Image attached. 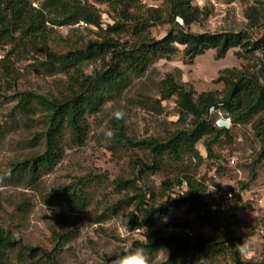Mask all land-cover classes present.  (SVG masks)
Segmentation results:
<instances>
[{"label": "rangeland", "instance_id": "rangeland-1", "mask_svg": "<svg viewBox=\"0 0 264 264\" xmlns=\"http://www.w3.org/2000/svg\"><path fill=\"white\" fill-rule=\"evenodd\" d=\"M96 4L103 10L105 23H112L119 10L108 13V5ZM140 6H167L162 0H137ZM41 7L44 0H33ZM193 4L207 6L212 14L207 20L190 26L193 32L242 31L248 29L245 17L247 6L256 4L264 9V0H193ZM107 10V11H106ZM131 8V12H135ZM50 13H48V16ZM47 48L65 53L84 46L89 40L100 39L96 28L76 25H49ZM172 25L157 24L150 28L152 36H165ZM255 38L262 35L261 26L250 29ZM120 42L132 41L130 32L116 36ZM21 47V45H20ZM22 47L23 59L16 61L14 44H0V230L11 233L16 245L0 255V264H113L125 246L142 247L150 264H169V255L175 248L151 251L144 244L155 238L184 237L188 244L178 264H232L231 254L220 256L205 252L195 253L190 248L201 236L214 234L213 224L197 223L195 208L189 204L172 211L153 227H130L131 213L136 203L126 201L135 197V186L124 188L118 179L134 180L140 188L159 190L161 184L176 175L191 174L207 184L205 198L212 203L217 193L232 192L239 201L240 222L236 226L241 235L238 242L240 258L248 264H264V160L256 166L257 177L251 180V170L258 157L261 143L254 133L253 122L235 123L224 110H213L210 119L218 127L228 125L231 137H222L213 145V156L201 140L194 150L183 153L180 160L165 157L161 169L155 173L145 170L144 164H153L156 157L150 148L138 142L146 139L166 140L178 129L189 128L192 118L181 119L177 98L163 99L164 81L169 74L187 89L220 90L222 83L214 80L225 69L249 70L264 73V50L243 52L232 48L225 58H216L214 49L190 60L180 50L157 59L140 75H134L123 90L107 103L102 111L88 116L89 133L83 145L67 140L65 154L54 167L31 180L29 174L14 175V164L45 150V112L24 114L15 106L18 92H33L50 97L65 89L68 76L64 72L51 73L36 65L47 48L37 44ZM238 52H241L238 54ZM10 56L19 72L15 89H10L1 71L2 61ZM110 60V56L106 57ZM103 64V57L87 62L84 68L91 72ZM126 137L130 138L127 140ZM80 177L88 181L86 201L82 207L71 205L65 198L52 199L51 193L61 185ZM246 184V186H245ZM186 183L177 187L185 190ZM215 189L214 191H209ZM54 230L66 236L56 243ZM191 234H190V233ZM34 248L33 250H30Z\"/></svg>", "mask_w": 264, "mask_h": 264}, {"label": "trees", "instance_id": "trees-1", "mask_svg": "<svg viewBox=\"0 0 264 264\" xmlns=\"http://www.w3.org/2000/svg\"><path fill=\"white\" fill-rule=\"evenodd\" d=\"M162 1L167 6V12L163 6H140L137 0H95L107 4L108 13L120 9L119 16H114L112 23H105L106 12L84 0H44L41 7L34 6L33 0H0V44H14L17 50L16 61L24 57L22 47L40 44L47 48L51 29L49 25L68 26L84 21L89 28H96L101 36L100 39L89 40L84 46L65 53L47 48L44 58L37 60L39 68L44 67L51 73L64 72L68 79L65 89L53 97L28 91L18 92L19 100L15 107L27 115L45 112L47 128L45 150L15 163L11 169L14 175L29 174L34 181L41 173L56 166L64 157L67 140L75 145L86 142L89 133L88 116L102 111L123 90L132 76L142 74L157 59L176 54L180 46H183V53L190 60L209 49L216 51L218 59L225 58L235 47H240L243 52L264 50V9L256 4L247 6L245 11L248 20L246 30L193 32L190 26L209 19L212 10L207 6L193 4V0ZM131 8H135V12H131ZM162 23H170L172 27L165 36L155 38L150 28ZM259 26L263 30L262 35L255 38L250 29ZM127 32L132 34V41L116 40V36ZM107 56H110V60H106ZM100 57H103V64L87 72L84 64ZM1 71L10 76L7 79L9 88L15 89L19 70L10 56L2 61ZM214 82L222 83L223 88L198 93L194 89H187L174 75L167 76L162 98L175 96L181 119L191 117L192 125L178 129L164 141L152 138L138 142L150 148L156 156L153 164H144L145 170L150 173L160 170L165 157L180 160L183 153L194 150L201 140L212 157L214 143L222 137H231L229 126L218 127L209 117L211 110L222 109L235 123H249L260 114L252 124L261 143L251 170V180L256 179V166L264 160V73L225 69ZM126 139L130 140L128 137ZM117 181L124 188L135 186L141 189L137 196L125 202L129 206L137 201V212L131 213L129 221L133 229L153 227L172 211L189 204L195 208L197 223L214 226L213 235L201 236L190 245L193 252H205L213 256L228 253L232 255V264H248L241 260L238 248L242 238L236 229L240 222V203L230 198L229 192L217 193L214 201L209 203L205 198L206 182L191 174L169 178L157 191L140 188L131 179L121 178ZM185 183V190L177 192L176 196L169 194L176 192L175 189ZM87 186V179L80 177L69 184L58 186L50 196L54 201L65 198L69 204L82 207L86 201ZM65 236L64 231L54 230L56 243ZM16 243L9 231L0 230V255ZM171 243L175 244V248L171 250L168 261L169 264H178L188 244L186 238L171 237L167 240L157 237L144 245L156 251ZM49 264L58 263L52 260Z\"/></svg>", "mask_w": 264, "mask_h": 264}, {"label": "clouds", "instance_id": "clouds-1", "mask_svg": "<svg viewBox=\"0 0 264 264\" xmlns=\"http://www.w3.org/2000/svg\"><path fill=\"white\" fill-rule=\"evenodd\" d=\"M214 190L215 189L209 191ZM186 193L187 192L180 195H184ZM113 264H150V261L142 247L125 246L122 253L116 257Z\"/></svg>", "mask_w": 264, "mask_h": 264}, {"label": "built area", "instance_id": "built-area-1", "mask_svg": "<svg viewBox=\"0 0 264 264\" xmlns=\"http://www.w3.org/2000/svg\"><path fill=\"white\" fill-rule=\"evenodd\" d=\"M33 4H34V6H38L36 2H33ZM75 25H76V26H83V27H88V26H89L88 23H87V22H84V21H81V22H79V23H77V24H75ZM213 110H214V109H213ZM213 110H211L210 113H211ZM223 126H226V125H223ZM227 126H228V125H227ZM229 196H230V197H233V193H232V192H229ZM258 201H259L260 203H264V197L258 198ZM189 233H190V232H189ZM190 234H191V233H190Z\"/></svg>", "mask_w": 264, "mask_h": 264}]
</instances>
